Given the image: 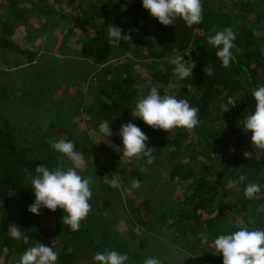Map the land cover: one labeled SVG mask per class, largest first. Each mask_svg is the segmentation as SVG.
I'll list each match as a JSON object with an SVG mask.
<instances>
[{
	"label": "trees",
	"instance_id": "obj_1",
	"mask_svg": "<svg viewBox=\"0 0 264 264\" xmlns=\"http://www.w3.org/2000/svg\"><path fill=\"white\" fill-rule=\"evenodd\" d=\"M62 1L73 9L58 48H65L64 40L68 39L69 42L77 38L81 50L86 54L76 66L69 63L63 66L69 69L66 70L68 73L75 74V79L85 81L103 65L107 79H98L97 84L93 83L96 88L92 94L77 99L78 95L67 90L70 86L62 85V78L58 76L60 69L47 65L41 73L32 75L28 83L29 94L32 95L29 102H46L54 111V118L48 123L45 133L32 132V137H25L29 124L13 126L10 118L0 122V264H13L14 259H19L44 234L50 237L51 234L55 235L48 239L58 252L56 264H93L92 255L105 248L127 252L130 264H143L147 255L157 257L167 242L175 244V251L191 253L190 248L194 243L203 244L205 248L198 247L195 252L197 258L206 263L211 260L222 263V256L214 255L213 240L244 224L236 218L237 212L251 206L248 209L253 211L251 218L254 221L261 219L259 228H264V191L256 199L249 200L244 197V185L235 182L240 175H244L247 182L264 185V151L255 149L251 144V133L245 134L240 125L244 114L254 111L252 89L264 84V0H256L259 4L257 9L250 4L255 0L242 2L243 19L244 12L252 14L254 22L251 24H260L261 29L257 34L253 27L246 25L248 21L235 28V47L232 49L235 62L229 68L221 66L215 57L216 49L207 44V36L213 28L220 30L231 27L232 20L240 16L238 13L233 15L219 11L226 0H218L216 8H212L208 0H201L202 22L191 28L180 20L173 25H161L142 7L141 0ZM51 12L47 0H0V55L8 52L5 60H2L6 62L8 71L15 67L17 73L31 74L29 63L35 61V56L41 57V64L43 57L39 52L13 38L17 24L26 23L39 15L44 19ZM111 25L123 29L122 36L128 35L129 41L109 40L107 33ZM177 54H184L186 60L194 61L195 67L191 77L174 84L173 66L168 63V58ZM128 55L150 60L147 61L149 63L139 61L140 68H147L151 72L153 82H158L161 87V95L164 94L161 89H166L169 95L187 99L199 109V124L196 127L175 128L166 132L139 126V119L133 118L131 110L138 95L135 85L145 80L141 77L142 73L135 72L133 66H129L124 73L122 70L114 73L110 66L104 68L112 57ZM22 56L27 59L23 60ZM60 61L64 59L59 60V64ZM82 66L89 69L86 77L78 75V68ZM209 66L213 68L211 75L208 74ZM3 74H0V93L8 98L14 95L13 89L6 91ZM68 101L70 108H65ZM77 115H83L80 122L86 121L90 134L101 141L100 147L110 143L118 145L119 152L123 154L121 138L117 133L121 124L131 121L149 137L147 144L154 148L155 159L151 165L141 160L135 165L126 166L127 169L119 164L117 171L124 183V201H129L128 215L125 217L128 236L131 240L140 239L137 249L133 251L128 250L129 242L114 231L113 227L117 229L118 221L106 227L89 228L84 219L79 231L73 232L63 225V211L59 208L55 212L42 208L40 215L27 211L34 200L29 182L36 167L46 164L50 168L65 167L66 164L62 155L51 148L50 141L71 140L74 145L80 146L77 151L81 150V154L86 152V144L93 146L92 140L87 141V130L85 134L79 128L80 122L74 121ZM106 119H109L113 135L102 139L97 134V125ZM82 134L86 135L84 141H81ZM29 138H33V143L24 140ZM111 152V158L118 161V156ZM245 152L251 154L249 158H245ZM88 162L89 158L86 159ZM145 165L154 175L153 178L151 175L146 178L142 174L141 167ZM134 178L143 187L129 191ZM150 181H153V185L148 188ZM162 181L169 185L167 189L161 185ZM115 190L113 196H122L119 189ZM147 190L166 194L157 200L159 208L151 203L150 197L146 200L142 198V203L135 206V200ZM170 192H177V195L170 197ZM105 202L93 195L91 210ZM119 202L123 203L120 198ZM106 215L101 214L99 219H104ZM11 223L22 227L23 239L15 241L8 236V225ZM150 248L153 253L144 252ZM161 259L162 264H168L164 258Z\"/></svg>",
	"mask_w": 264,
	"mask_h": 264
},
{
	"label": "clouds",
	"instance_id": "obj_2",
	"mask_svg": "<svg viewBox=\"0 0 264 264\" xmlns=\"http://www.w3.org/2000/svg\"><path fill=\"white\" fill-rule=\"evenodd\" d=\"M142 7L150 17L155 18L164 26L175 24L178 20L191 28L202 22L201 0H141ZM123 29L111 25L108 29L109 40L119 41L129 36H122ZM236 33L231 27L213 30L207 36V44L216 49L215 57L223 68H229L235 62L232 49ZM184 54H177L168 58V63L173 66L172 79L174 84H179L191 77L195 62L186 60ZM208 74H213V68L208 67ZM135 87L138 95L134 99V107L131 110L133 118L143 121L144 124L154 130L169 132L174 128L192 129L199 124V109L192 106L187 99H177L173 95H161L158 82L137 83ZM251 97L255 101L254 111L244 114L240 121L241 128L251 133V144L256 150L264 151V84L255 86L251 91ZM97 134L102 138L111 137L113 131L109 125V119L103 120L97 125ZM121 138L123 156L145 161L151 165L155 159L152 147L147 141L149 137L135 123L129 121L121 124L117 133ZM101 139V140H102ZM51 148L66 157L71 166H57L50 168L47 164L37 166L34 175L30 177L29 186L34 194L32 204L27 211L33 215H40L42 208L55 212L58 208L63 211L62 223L73 232L79 231L81 221L91 211L93 196L91 176L82 173L86 171L84 154L75 150L71 140H52ZM245 152V158L250 157ZM143 171V168H141ZM111 189H119L122 181L119 175L103 178ZM236 183L244 185V197L249 200L256 199L258 194L264 191V185L247 182L244 175H240ZM140 187V182L135 178L131 181L129 191ZM20 226L15 223L8 225V236L19 241L24 238ZM213 245L222 256V264H264V228H239L226 234L218 235L213 240ZM58 252L52 246L36 242L34 246L27 248L19 259H14L13 264H56ZM93 264H130L127 252L105 248L96 251L92 255ZM143 264H162L159 257L147 256Z\"/></svg>",
	"mask_w": 264,
	"mask_h": 264
},
{
	"label": "rangeland",
	"instance_id": "obj_3",
	"mask_svg": "<svg viewBox=\"0 0 264 264\" xmlns=\"http://www.w3.org/2000/svg\"><path fill=\"white\" fill-rule=\"evenodd\" d=\"M50 2L52 12L51 14L48 15V17H45L44 19H41V16H36L34 19H30V21L26 23H20L16 25V33L14 36V40L18 41L19 43H25V45L34 51L39 52L42 57L41 64L39 62V59L41 57H36L35 56V61L32 63H29L31 65V74L29 73H24V72H19L17 73V68L13 67L12 69L8 71V66H6V62L2 61L5 60V55L7 53H2L0 55V74L4 72L2 76H4V79H6V91L7 89H13V96H17L16 98H13V96L5 98L2 96L0 93V122L3 123L4 120L7 118H10L12 121L13 126H24V124H29V126L26 128V131L28 134L25 137H32L33 134L32 132L39 133L40 135L44 134L45 131L48 128V123L54 118V111H52L50 105H48L46 102H43V104L34 103V102H29V98L32 96L29 94V89H28V83L31 81V76L37 73H41L43 68L46 67L47 65L52 68H59L60 73L58 74L59 77L62 78V85L66 84L67 86H70L67 90L71 91L72 93H75V95H78L77 99H80L82 95L89 96L90 94L93 93V91L96 88V85L94 86L93 83L97 84V81H102L103 79H107L103 72V65H100L96 70H94L92 74L88 76L89 69L86 68L85 66H82L81 68H78V75H81L82 77L88 76L85 81L83 79L81 81L75 79V74L68 73L69 69H67L65 66H63L66 63H69L70 65H77L79 62L84 60V57H86V54L84 51L81 50V47L78 44L79 39L77 38H72L69 40L68 39L64 40L65 43L64 46L65 48L62 49V47L58 48L60 45V42L62 41V37L64 33L66 32V26L69 25L70 23V15L72 13L73 7L68 5L65 1H59V0H47ZM90 2L91 0H85V2ZM210 2V5L212 8H216L218 4V0H208ZM245 0H226L220 7L219 11L222 12H227L228 14H239L238 19L232 20V24L230 25L233 31L238 25H241L243 21H248V24H246L248 27H253L255 29V32L257 34L260 33L261 25L258 24H251L254 22V16L249 13H243L244 18L241 14L242 10L240 8L242 2ZM251 7L257 9L259 4L255 0L254 3L250 2ZM257 6V7H256ZM227 10V11H226ZM5 18V13L3 15ZM47 21V22H46ZM46 22V23H45ZM250 22V23H249ZM46 25H45V24ZM81 36L79 35V38ZM82 40V38H80ZM66 44V45H65ZM22 59L25 60L27 57L22 56ZM60 61L59 60H63ZM139 61H143L145 63H149L147 61H150L149 59H139L134 57L133 55H128V56H122V57H112L106 65H104V68L106 66H110L111 69L113 70L114 73H119L120 70L122 72H126L129 68V66H133V70L135 72L142 73V78L145 79V81H148L149 83H153V78L150 75L151 72L145 69L140 68V63ZM152 61V60H151ZM38 64V65H37ZM28 65V64H27ZM63 66V67H62ZM85 67V68H84ZM62 69V70H61ZM67 70V71H66ZM27 72V70H26ZM67 72V73H66ZM68 74L69 77H68ZM98 74V75H97ZM64 75L65 77H62ZM137 79V77H134ZM1 79V77H0ZM30 86V85H29ZM164 94L169 95L168 90L166 89H161ZM2 92V91H0ZM81 94V95H80ZM25 95V96H24ZM12 99V100H10ZM35 101V100H34ZM79 101V100H78ZM69 107L70 108V103L66 104L65 108ZM67 108V109H69ZM82 116L77 115L74 117L75 122H80L82 119ZM129 117H132L131 115ZM14 118V120H12ZM139 126L141 127H146L147 129H150L149 126L143 123V121L139 120L138 121ZM79 128L81 131L87 130L88 134L87 137L89 138L87 141L92 140V144H86V152H84L85 160L89 158V162L86 163V171H84L82 174L85 176H91L93 179V184H92V191L93 195H97L100 197L106 204L94 206V209L89 212V215L85 218L87 220V223L89 224V228L91 227H106L109 225L111 222L118 221V226L117 229L114 228V231L116 230V233L121 236L122 238H125L127 242H129L128 247L130 251H133V249H137V244H139L140 239L134 238V240H131V237L128 236V231H127V223L125 221V217L128 215V203L129 201H124V198L126 196V193L124 191V183L121 184V187L119 188L118 191L121 192V195L119 198L123 201V203L119 202V198L117 196H113L112 194L116 192L115 189H111L105 182L104 179L106 176L111 177L112 174H117V171L119 170V164L124 165L125 167L128 165H135L138 161L135 159H128L127 157H124L122 152L120 153L118 145H112L111 143L108 144V146H101L99 143L101 141L95 140L94 136L90 134L88 131V127L86 124V121L80 122ZM175 129V128H174ZM172 129V131L174 130ZM82 134L80 135L81 141H84L86 139V135ZM90 134V136H89ZM23 135V136H24ZM150 135V134H149ZM22 136V137H23ZM169 137V136H167ZM85 138V139H84ZM22 141V139H20ZM28 140L30 142L33 141V138L29 139H24ZM94 140V141H93ZM33 143V142H32ZM80 146L78 144H75V150H79ZM83 150V149H82ZM85 151V150H84ZM114 151L113 154L118 156V161H115L113 157L111 158L110 152ZM81 153V150H80ZM112 153V152H111ZM113 155V156H114ZM63 157V156H62ZM64 161H66L65 167L71 166V162L66 158L63 157ZM143 168L142 174L147 178L149 177H154L153 174L149 172V167L146 165ZM127 169V167H126ZM151 184H149L148 188L152 187L153 181H150ZM165 181H162L163 187L167 189L169 185H167ZM140 187H143V185H140ZM177 190V188H175ZM114 190V192H113ZM175 190V191H176ZM143 192V191H142ZM166 192V191H165ZM168 193V192H166ZM166 194H161L159 191H152V190H147L144 191L142 196H139L135 200V206L140 205L142 203V198L147 199V197L151 198V203L156 204L157 208H159V204L157 203L158 199L160 197H165ZM174 195V196H173ZM177 195V192L174 194L170 192L168 196L170 197H175ZM153 197V198H152ZM115 200V201H114ZM102 205H105L107 207H103ZM251 206L246 207L243 211L237 212L236 218H238L239 221L244 222L242 228H259L260 225V220L254 221L251 218L252 212H250L248 209ZM235 209V208H234ZM233 211V210H231ZM228 211L227 213H229ZM93 213V214H92ZM104 219H99L101 214H106ZM91 214V215H90ZM230 214V213H229ZM249 216V217H248ZM246 217H248L247 220ZM242 219V220H241ZM83 221V220H82ZM81 221V222H82ZM240 227V228H241ZM88 228V229H89ZM138 230V229H137ZM234 230V229H233ZM117 236V235H116ZM141 236V234L139 235ZM51 237L54 238L55 235L51 234ZM48 236V234H44L38 240L37 242L39 243H44L50 247H52V243L50 245V240L48 238H51ZM158 237V236H157ZM133 238V237H132ZM159 239V238H158ZM147 246V245H146ZM198 247H201V249H204L205 246L203 244H197L194 243L191 246V252H185L183 250L180 251H175V244L172 242H167V244H164L163 251L158 253L157 257L164 258V260L167 261L168 264H222L220 261L215 262V261H209L208 263L199 260L196 255V250H198ZM150 249H146L144 251L145 253L148 254V252H152ZM177 249V248H176ZM57 250V249H56ZM214 255L219 256L216 250H214ZM148 256V255H147ZM163 260V259H161Z\"/></svg>",
	"mask_w": 264,
	"mask_h": 264
}]
</instances>
